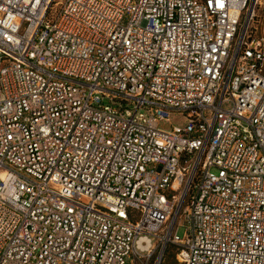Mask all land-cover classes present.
Returning a JSON list of instances; mask_svg holds the SVG:
<instances>
[{"label": "built area", "instance_id": "built-area-1", "mask_svg": "<svg viewBox=\"0 0 264 264\" xmlns=\"http://www.w3.org/2000/svg\"><path fill=\"white\" fill-rule=\"evenodd\" d=\"M263 19L0 0V264H264Z\"/></svg>", "mask_w": 264, "mask_h": 264}, {"label": "rangeland", "instance_id": "rangeland-1", "mask_svg": "<svg viewBox=\"0 0 264 264\" xmlns=\"http://www.w3.org/2000/svg\"><path fill=\"white\" fill-rule=\"evenodd\" d=\"M170 124L174 126H180L183 125L184 122V117L178 113H172L170 115ZM170 124L165 121H160L159 122V127L163 129H169ZM185 227L180 225L177 228V233L182 236L184 233ZM162 264H175V258H174V248L172 246H168L167 249L165 250L164 257Z\"/></svg>", "mask_w": 264, "mask_h": 264}, {"label": "crops", "instance_id": "crops-1", "mask_svg": "<svg viewBox=\"0 0 264 264\" xmlns=\"http://www.w3.org/2000/svg\"><path fill=\"white\" fill-rule=\"evenodd\" d=\"M261 32H262V34L264 36V19H263L262 26H261Z\"/></svg>", "mask_w": 264, "mask_h": 264}]
</instances>
